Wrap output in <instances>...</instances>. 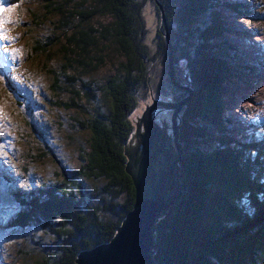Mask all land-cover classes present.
I'll return each mask as SVG.
<instances>
[{
	"label": "trees",
	"instance_id": "1",
	"mask_svg": "<svg viewBox=\"0 0 264 264\" xmlns=\"http://www.w3.org/2000/svg\"><path fill=\"white\" fill-rule=\"evenodd\" d=\"M37 1L44 10L34 14L33 20H49L51 32L45 39L32 41L29 58L35 67L51 74L54 104L74 112L75 129L85 132V137L87 132L88 141L78 149L81 165L76 174L70 177L62 170L54 184L37 182L36 187L22 191L15 189L18 183L10 173L0 174L1 185L9 190L5 207L12 211L0 231L22 234L25 241L17 252L22 260L76 264L82 252L109 243L133 209L135 188L126 172V144L135 137L131 115L147 96L148 64L167 58L164 36L168 34L175 67L181 63L189 73L194 97L176 122L183 147L178 165L182 197L156 224L154 263L264 264V174L253 173L258 158L246 159V145L241 142V153L233 155L230 142L224 145V139H211L212 133L202 132L205 128L194 123L197 117L205 118L206 104L211 105L210 115L216 114V91L221 76L232 70L226 59L233 58L223 48L229 42H219L222 30L214 25L215 13L203 30L198 21L205 22L214 7L222 5L240 15L245 14L244 7L218 0ZM146 1L153 3L159 21L152 54L145 42L142 8ZM104 18L109 20L100 21ZM55 58L57 71L50 69ZM107 61L115 63L114 75L102 82L91 78ZM187 96L183 92L177 100ZM35 136L41 137L36 131ZM52 152L41 143L33 151L41 161L38 166L55 164ZM237 160L239 166L234 163ZM32 161L36 164V157ZM259 161L264 169V160ZM214 186L220 193L212 191Z\"/></svg>",
	"mask_w": 264,
	"mask_h": 264
},
{
	"label": "rangeland",
	"instance_id": "2",
	"mask_svg": "<svg viewBox=\"0 0 264 264\" xmlns=\"http://www.w3.org/2000/svg\"><path fill=\"white\" fill-rule=\"evenodd\" d=\"M218 1L220 3L223 1L226 4H240L244 7L242 11L245 14L240 15V13L231 12V10H227L226 7L221 5L216 8L214 7L213 10L211 8L212 11L208 12L209 16L206 17L205 22L202 19L198 21L203 30L208 23V17H212V13H215L214 25L222 30L219 42H229L230 45L223 43V48H225L231 57L233 54L234 59H226L227 64L232 68L231 71H226V73L231 76L227 74L220 78V88L216 91L218 103L216 114H212L211 116V112L208 111L211 105L207 106L206 104L203 115L205 118L197 117L194 123L199 124V127L205 128L202 132L212 133L210 134L211 139H224V145L230 142L233 155L236 153L238 155L242 151L238 148V142L246 145V152L244 154L246 159L252 162V160L258 158V165L254 166L253 173L262 171L264 174V169L260 168V165L263 164L259 161L264 160V0ZM42 10H44L43 4L37 0H0V174L7 175L10 173L18 183L15 189H21L22 191L29 187H36L37 182L54 184L62 170L70 177L76 174L81 165L78 149L85 148L88 141L87 132L85 137V132L75 129L74 120L77 119V116L74 112L72 110H65L63 107L54 104L56 103V99L51 96L49 91L51 74L41 66L35 67L33 59L29 58L30 53L28 51L29 47L31 48L30 44L32 41L41 38L45 39L51 32L52 22L35 17L33 20V15L38 16V13ZM156 13L153 3L146 1L142 8V15L147 28L145 42L149 45L151 54L155 50L156 24L159 23L156 20ZM108 20L109 18L100 19L102 22H107ZM36 23H40V25L36 26ZM228 26L229 31L227 33ZM164 37V41L167 43L169 39L168 34H165ZM233 48L236 50L233 51ZM171 49L172 51L168 49L166 44L165 51L167 58L162 59V62L159 64L155 61L148 64L147 96L138 104L137 109L131 115V119L132 123H134L133 133L135 135L136 133H140L138 131L140 129L146 136L145 146L148 148L153 142L150 141L152 139L151 135L146 133L147 126L153 129L159 126L160 128L156 135L159 136L160 134V138L165 144L163 146H166V143H168L167 146H170V156L175 161L179 157L173 141L174 136L171 124L173 116L171 112H174L175 108L153 110L150 113L149 120L145 122L142 120L145 109L147 106H151L152 102L174 103L175 105L176 102L178 103V101H182L185 98L188 99L186 102L188 103L194 97L193 90L188 86V78L184 73L185 71L179 69H183V64L180 63L179 66L181 67L176 69L173 46ZM219 59L224 60V58ZM57 61L58 59L55 58L50 68L51 70H58ZM114 61H116L115 58ZM170 61L173 63L174 81L171 78ZM250 67L254 68L250 70ZM114 69L115 63L113 62L112 64L107 61L105 67H102L98 73L93 74L91 78L102 82L114 75ZM151 83H155L156 85ZM184 87L187 88L183 90ZM183 92L188 94V97L177 100L178 98H182ZM64 99L67 100L66 98H62L60 101H64ZM201 105L205 107L204 102H201ZM212 105L214 108L215 104ZM80 117L78 116V118ZM227 117L235 120L234 128L230 129L226 122L229 120ZM223 123L228 125L230 131L225 126L226 124L224 125ZM34 130L37 134H40L41 137H38L39 139L35 136ZM221 132L223 134H220ZM143 134L141 135L145 137ZM135 139H137L136 136L130 138L126 144L128 164L133 155L130 149L138 145ZM156 139L154 140L156 141ZM133 141L135 144H133ZM41 143L53 151L52 153L56 158L55 164L45 163L43 166H38L41 164V161H38L37 153L35 155L33 151H36L41 146ZM180 146L181 144L179 143ZM138 147L140 148L139 145ZM161 152V145H158L155 153L162 156ZM34 157H36V164H33L32 161ZM134 158V162L137 165L138 155H135ZM229 159L230 162L234 160L233 157ZM181 160L182 150L180 160L176 164V172L178 174L177 186L181 192L178 198L180 199L182 197V190L180 188L178 165ZM241 161L243 162V160ZM234 163L237 166L240 165L238 160ZM218 164H221V161L217 162L216 166ZM146 171L148 172L149 170L146 169ZM35 177H42L40 178L42 181ZM238 178L241 181L244 180L240 177ZM1 184L2 182H0V188L5 194L3 195L0 190V224H4L2 221H8L12 211H9L10 207H5L7 203L5 195H7L9 190ZM83 186L86 187L87 184L83 182ZM175 188L177 187L175 186ZM212 191L215 193L219 192L216 186H214ZM227 200L229 201V199ZM178 201L174 206L178 204ZM5 213L7 217L3 216ZM160 219L155 222V227ZM155 227L153 231L154 243ZM36 239L37 241L40 240L39 237ZM24 241L21 233L11 230L0 231V264H27L17 254ZM154 243L151 251L152 260Z\"/></svg>",
	"mask_w": 264,
	"mask_h": 264
},
{
	"label": "water",
	"instance_id": "3",
	"mask_svg": "<svg viewBox=\"0 0 264 264\" xmlns=\"http://www.w3.org/2000/svg\"><path fill=\"white\" fill-rule=\"evenodd\" d=\"M165 29L167 30L165 19H163ZM167 47L172 51L171 43L167 40ZM171 78L174 81L175 73L173 63L169 62ZM188 99L179 101L176 105H161L160 102H154L145 112L143 121L150 119V113L159 109H174L171 119L172 131L174 136V145L178 151L179 157L170 161L168 167L160 163L158 171L150 167L151 156L144 159L143 164H135L134 158L126 169L131 177L135 188V203L133 209L128 213L121 226L118 228L113 239L104 245H101L91 251L82 252L76 264H154L152 260V246L154 243V225L155 222L166 214L170 207L174 206L180 199L181 194L177 186L176 164L180 160L181 146L178 141V128L176 126V117L179 111L184 107ZM159 126L155 129L147 128L146 132L151 138L156 139V144L150 146L151 153L154 155L158 145H161L163 153L170 150V146H163L160 138L156 135ZM149 129V130H148ZM166 150V151H165ZM148 167V168H146ZM150 167V168H149ZM146 169L149 170L146 173ZM162 170V172H161ZM160 173H157L159 172ZM175 186L177 188H175ZM151 248V250H150Z\"/></svg>",
	"mask_w": 264,
	"mask_h": 264
},
{
	"label": "bare ground",
	"instance_id": "4",
	"mask_svg": "<svg viewBox=\"0 0 264 264\" xmlns=\"http://www.w3.org/2000/svg\"><path fill=\"white\" fill-rule=\"evenodd\" d=\"M183 70L185 71L184 73L187 75V78L189 79L190 77H189V73L185 70V68H184V66H183ZM183 82L185 83V80L183 79ZM190 81L188 80L187 81V83H188V86L190 85V83H189ZM187 87H184V89L183 90H185ZM188 97V96H187ZM183 98V97H182ZM186 99V98H185ZM179 102V101H178ZM161 103V102H160ZM170 103H161V105H169ZM176 104H177V102H176ZM175 104V105H176ZM169 110V109H168ZM227 118H229V120H227L226 122L228 123V125H229V127H230V129L231 128H234V126H235V123H234V121L235 120H233L232 118H230V117H227ZM226 118V119H227ZM147 120V119H146ZM233 125V126H232ZM147 128H149L148 126H147ZM172 129H173V127H172ZM149 130V129H148ZM138 131L141 133V134H143V132L140 130V129H138ZM140 133H136V138L141 142H139L137 139H135V141H137L138 142V145L140 146V148L138 147V145H137V147H136V145H135V147H132L131 149H130V152L132 151V153H133V155L131 156V158L133 159L134 157H135V155H138V162H137V164H143L144 163V159L147 157V156H151L152 157V159L150 160V162H149V165L151 166V165H153L152 166V168H155L156 169V171H158V169H159V166H160V163L163 165V166H165V167H168V165H171V163H170V161H173L172 160V158H171V156H170V153H169V151H166V153H163V151L161 152L162 153V156H160V155H158V154H156L155 152H154V155L151 153V149H150V146H149V148L148 147H146L145 146V139H146V136L145 137H143ZM147 133V132H146ZM158 138H160V134H159V136H158ZM161 139V138H160ZM151 142H153V143H155L156 144V141L155 140H153V139H151L150 140ZM162 141V140H161ZM163 143V142H162ZM133 144H135V142L133 141ZM163 145H165L164 143H163ZM160 146V145H159ZM177 150V149H176ZM178 152V151H177ZM137 153V154H136ZM143 154V155H142ZM177 155H179L178 153H177ZM134 160H135V158H134ZM174 162V161H173ZM177 167V166H176ZM146 168H148V167H146ZM150 168V167H149ZM160 170V169H159ZM176 170V169H175ZM149 172V171H148ZM147 171H146V173H148ZM161 172H162V170H161ZM157 173H160V171L159 172H157Z\"/></svg>",
	"mask_w": 264,
	"mask_h": 264
}]
</instances>
